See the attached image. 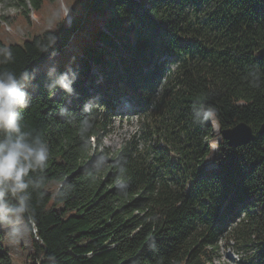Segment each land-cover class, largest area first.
I'll return each mask as SVG.
<instances>
[{
	"label": "trees",
	"instance_id": "obj_1",
	"mask_svg": "<svg viewBox=\"0 0 264 264\" xmlns=\"http://www.w3.org/2000/svg\"><path fill=\"white\" fill-rule=\"evenodd\" d=\"M47 2L57 5L53 24L19 40L0 33V49L12 52L0 71H36L23 123L50 148L47 168L32 174L43 183L30 189V264H229L222 242L243 250L237 264H264V0H64L70 18L60 0H19V12L29 22ZM53 65L78 72L74 95L49 92ZM253 69L260 87L248 83ZM121 98L140 115V132L96 149L92 138L100 147L113 118L127 114ZM88 101L94 126L83 131ZM198 103L215 109L203 124L192 119ZM212 119L220 130L247 121L256 137L233 146L221 136L209 166ZM4 239L0 229V264H14Z\"/></svg>",
	"mask_w": 264,
	"mask_h": 264
},
{
	"label": "clouds",
	"instance_id": "obj_2",
	"mask_svg": "<svg viewBox=\"0 0 264 264\" xmlns=\"http://www.w3.org/2000/svg\"><path fill=\"white\" fill-rule=\"evenodd\" d=\"M50 47L44 46L42 51L48 52ZM54 55L53 53V57ZM0 58V62L10 61L11 50L0 49ZM45 75L50 81L46 87L51 94L55 95L57 90L67 96L75 94L73 85L78 72L72 67L58 73L53 65ZM53 76L55 79H52ZM35 79L36 71L32 69H25L18 75L13 71H0V229L5 230L9 240L13 242L35 229L36 218L31 207V196L32 191L42 187L43 180L32 178V174L43 172L50 156L48 142L23 123L22 113L30 105L29 88ZM247 79L251 87H260L259 71L250 70ZM94 107L96 105L92 101L85 102L82 106L83 113L87 114L79 121L83 131H90L94 126ZM58 114L65 118L66 123L74 122V115L66 107L61 106ZM214 114L215 109L203 103L194 105L192 109V119L197 124H203ZM126 171L123 167L119 169L114 181L117 188L125 187ZM61 187L64 188L65 185ZM58 194L63 195V191ZM149 246L153 249L156 247L154 239ZM48 259L55 264L54 257ZM37 264H40L39 260Z\"/></svg>",
	"mask_w": 264,
	"mask_h": 264
},
{
	"label": "rangeland",
	"instance_id": "obj_3",
	"mask_svg": "<svg viewBox=\"0 0 264 264\" xmlns=\"http://www.w3.org/2000/svg\"><path fill=\"white\" fill-rule=\"evenodd\" d=\"M18 2L19 0H0V33L2 32V37L6 42L16 39L19 40L23 36H27L30 34L33 25H37L39 29H43L47 27V25L54 23L53 13L57 10V5L55 3L47 2L40 12H35L31 9L29 13L31 21L27 22L22 17L23 12H19L20 9H22V4ZM60 5L69 16V9L66 7L67 4L65 5L64 0H60ZM3 16H12L15 21L12 22L11 20V23H7ZM73 49H77V46H71L66 52ZM121 100H123V102L117 106L120 110L119 112H126L127 114L121 115L122 113H120V115L113 118L112 123L108 126V132L102 135V145L100 147L96 145V139L92 138L94 142L93 145L96 146V149H101L102 147H108L111 150L117 149L125 139L140 132V115H137V112H134V110L132 111V101L125 98H121ZM123 105L128 107H124ZM211 121L213 123L214 132L213 136L209 139L213 149V152L207 161L209 166H212L215 163L216 154L219 150V143L222 136L218 123L215 119H212ZM3 244L11 251L14 264H30V261H32L31 257L34 253V246L31 231H29L23 238L15 242L10 241L5 232ZM221 244V259L229 264H236V257L238 255L239 258H241L243 250H236L235 245L233 246L232 244L227 245L224 242Z\"/></svg>",
	"mask_w": 264,
	"mask_h": 264
},
{
	"label": "water",
	"instance_id": "obj_4",
	"mask_svg": "<svg viewBox=\"0 0 264 264\" xmlns=\"http://www.w3.org/2000/svg\"><path fill=\"white\" fill-rule=\"evenodd\" d=\"M259 55L262 56V50ZM258 132L264 133V123L260 125ZM221 135L228 142V144L233 146L248 143L253 141L256 137V133L252 125L243 120L231 127L222 129Z\"/></svg>",
	"mask_w": 264,
	"mask_h": 264
}]
</instances>
